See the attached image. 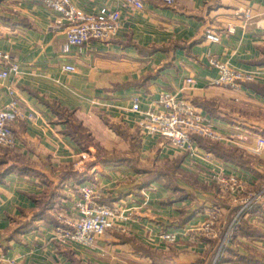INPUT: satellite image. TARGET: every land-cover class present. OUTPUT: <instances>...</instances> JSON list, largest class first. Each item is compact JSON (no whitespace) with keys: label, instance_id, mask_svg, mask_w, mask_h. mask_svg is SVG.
Returning <instances> with one entry per match:
<instances>
[{"label":"crops","instance_id":"0c3cea01","mask_svg":"<svg viewBox=\"0 0 264 264\" xmlns=\"http://www.w3.org/2000/svg\"><path fill=\"white\" fill-rule=\"evenodd\" d=\"M72 1L90 12L103 6L120 10L116 36L73 47L66 56V24H56L53 11L31 0H0V51L20 66L18 74L0 78V108L11 101L14 89L28 115L14 125L15 145L8 154L0 147V256L25 264H153L152 257L137 251L143 245L166 264H264V199L259 210L244 218L255 233L243 230L226 246L228 259H217L239 206L211 181L212 173L225 165L238 173L246 193L264 185V154L251 150L253 139L264 136V78L239 90L219 87L213 85L219 71L210 64L214 57L240 70L264 68V28L255 23L244 27L240 17L248 11L254 20L264 19V0H177L173 6L147 0L142 11L125 7L123 0ZM228 26L235 31L228 32ZM210 28L221 34L219 43L206 39ZM69 63L75 72L63 69ZM189 77L196 84L185 90ZM163 91L181 96L184 91L223 134L239 124L249 144L217 142L244 150L254 158L253 167L222 161L195 139L192 153L160 136L142 135L137 122ZM136 96L139 112L132 111ZM67 111L117 153L124 146L118 138L119 144L109 143L112 125L137 134L140 146L132 155L137 166L104 164L94 145L80 146L66 132V116H61ZM175 159L199 186L181 176L169 185L144 181V168ZM85 182L103 192L102 203L123 206L130 214L128 230H112L94 247L62 244L52 218L63 224L78 197L69 186ZM213 207L220 208L216 237L202 230ZM164 231L177 233V242H164Z\"/></svg>","mask_w":264,"mask_h":264},{"label":"built area","instance_id":"2783aa9c","mask_svg":"<svg viewBox=\"0 0 264 264\" xmlns=\"http://www.w3.org/2000/svg\"><path fill=\"white\" fill-rule=\"evenodd\" d=\"M43 5L57 15L56 24H66V41L62 47L63 55L71 54L73 47H83L92 41L102 43L109 42L120 29L121 11L109 6L100 7L94 12L75 5L72 0H31ZM147 0H123L125 7L135 11H142ZM167 6H173L177 0H158ZM244 19L243 26L251 23L259 28H264V19L254 20L251 12L240 15ZM228 32L235 31V27L228 26ZM206 39L213 43L221 41V34L212 28L207 29ZM210 64L219 71L218 77L213 80V85L232 90H239L246 82L257 81L264 78V68L254 70H240L229 63L212 57ZM0 78L6 79L11 74H18L20 66L17 59L10 53L0 51ZM63 69L75 72L76 66L65 64ZM194 77L186 79L185 90L195 86ZM184 90V89H182ZM179 93L163 91L153 105L142 112L137 122L142 135L160 136L170 145L180 151L195 152V142L192 135L198 134L213 141H228L249 144L246 133L239 124L233 126L228 134L217 130L213 119L205 114L191 98ZM11 101L0 108V147L12 148L15 145L14 125L26 119L28 115L22 106L21 99L14 89H10ZM141 100L138 96L133 98L132 111L139 112ZM252 153L264 154V136L258 135L251 142ZM88 156L82 154V159ZM226 169L229 171L227 172ZM211 181L217 185L221 195H229L239 209L233 217L230 226L221 240L217 259L222 257L224 247L232 238L233 230L238 222L249 215L255 204L264 199V185L258 191L246 193L244 182L235 170L228 169L224 165L220 170L214 171ZM69 189L78 197L72 207V213L66 217L62 225L55 227V238L62 244L78 243L85 247H94L100 238L112 230L126 231L130 214L123 206L118 204H106L100 201L103 196L92 182H85L79 186H69ZM220 208L213 207L209 212V218L204 223L202 230L210 237H216L213 229ZM161 239L167 243H175L178 234L164 231ZM0 264H25L16 259L0 256Z\"/></svg>","mask_w":264,"mask_h":264},{"label":"trees","instance_id":"16d2710c","mask_svg":"<svg viewBox=\"0 0 264 264\" xmlns=\"http://www.w3.org/2000/svg\"><path fill=\"white\" fill-rule=\"evenodd\" d=\"M245 84L252 85V82H246ZM75 114L76 113L73 111H67L62 114L61 118H64L63 116H66V132L72 135L80 146H82L83 148H87L88 144L94 145L99 153L98 159L101 160V162L104 164H133L134 162L133 166H137V159L135 157H132V155L136 154L140 146V141L137 134L128 133V131L122 129L121 126L112 125V135H115L119 140H122L124 146L123 151H120L121 153H117L116 148H114L113 150H108L103 147L101 144L105 140V138L100 135L99 132L91 129L89 125H86L83 120H80L78 117H76L77 120L74 119L76 122H74V120H71ZM137 128L139 130V127ZM192 137L198 142L199 145L204 146L208 150V152L212 153L216 158L222 161H231L246 168H252L254 165V158L240 148L228 147L217 141L210 140L198 134H193ZM4 152L5 154H8L9 149L4 147ZM179 165L180 159H175L163 160L161 164L155 163L151 167H146L142 171V173H144L145 175L144 181L146 183H150L153 181H162L169 185L181 176V178L186 180L187 182L199 186L198 181H196L195 175L180 169ZM260 208L261 204L257 203L253 206L250 212L253 213ZM43 210H45V207L43 208ZM235 212H237V209ZM44 214L46 215V210ZM52 220L57 224V226L62 225L60 219L52 218ZM243 230H246L245 232L248 233H255L254 228L250 225H247V223L244 221V218H242L234 228L231 240H233L239 233L243 232ZM137 251L142 253V255L146 257H152L153 264H166L165 262H160L154 259L153 251L150 248L144 247L142 245V247H139ZM227 252L228 248L224 247L222 260L228 259Z\"/></svg>","mask_w":264,"mask_h":264},{"label":"rangeland","instance_id":"374dc122","mask_svg":"<svg viewBox=\"0 0 264 264\" xmlns=\"http://www.w3.org/2000/svg\"><path fill=\"white\" fill-rule=\"evenodd\" d=\"M107 138H108L109 143H113V144H119L120 143V141L117 139V136H115V135H109ZM144 151L142 152L143 155H145ZM148 159H150V157H148V154H147V160ZM148 163H149V160H148V162L146 164H148ZM261 183H264V179L261 181Z\"/></svg>","mask_w":264,"mask_h":264}]
</instances>
